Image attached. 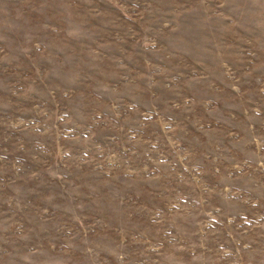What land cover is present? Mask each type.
<instances>
[{
    "label": "rangeland",
    "instance_id": "374dc122",
    "mask_svg": "<svg viewBox=\"0 0 264 264\" xmlns=\"http://www.w3.org/2000/svg\"><path fill=\"white\" fill-rule=\"evenodd\" d=\"M0 264H264V0H0Z\"/></svg>",
    "mask_w": 264,
    "mask_h": 264
}]
</instances>
